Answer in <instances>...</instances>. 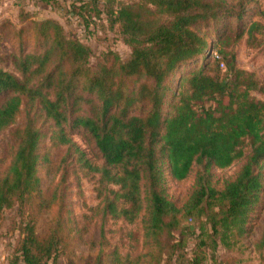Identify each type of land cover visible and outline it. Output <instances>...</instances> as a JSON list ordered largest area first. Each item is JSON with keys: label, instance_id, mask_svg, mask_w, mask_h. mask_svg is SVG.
I'll use <instances>...</instances> for the list:
<instances>
[{"label": "trees", "instance_id": "trees-1", "mask_svg": "<svg viewBox=\"0 0 264 264\" xmlns=\"http://www.w3.org/2000/svg\"><path fill=\"white\" fill-rule=\"evenodd\" d=\"M252 2L240 0L238 10L227 0H138L108 7L106 16L108 0L62 5L86 33L101 22L118 25L129 45L125 58L114 53L111 63L94 66L90 45L68 35L60 21L45 17L37 23V48L14 55L16 71L0 66V98L8 97L0 106V133L25 111L13 133L11 162L0 176V214L17 203L34 202L36 210L54 204L40 176L51 162L50 140L65 148L64 164L98 174L107 215L134 223L144 213L148 243L163 249L168 264L201 262L182 251L190 242L186 237L202 229L185 221L206 217L215 248L248 240L264 206V101L253 94L264 87L238 65L233 47L244 38L260 41L263 24L245 20L258 14L247 9ZM207 31H215V38ZM178 73V88L171 90ZM75 133L93 147L95 158ZM243 158L235 178L223 187L213 185V168ZM195 167L193 191L179 206L168 195L167 179L183 181ZM22 229L10 264H48L57 259L54 252L65 251V235L50 231L40 239L31 221ZM262 247L264 231L255 248ZM122 259L115 248L97 262ZM126 261L132 264L129 257Z\"/></svg>", "mask_w": 264, "mask_h": 264}, {"label": "rangeland", "instance_id": "rangeland-1", "mask_svg": "<svg viewBox=\"0 0 264 264\" xmlns=\"http://www.w3.org/2000/svg\"><path fill=\"white\" fill-rule=\"evenodd\" d=\"M131 1L138 0H108L110 3L103 7L102 14L106 16L108 7ZM227 1L239 10L240 0ZM25 3L31 7H19L15 1L8 3V6L0 3V66L4 68L16 71L13 63L14 55L21 53L23 49L32 51L37 48V23L45 17L56 18L63 24L68 35L73 34L90 45L92 48L90 62L93 66L106 61L111 63L114 53L122 58L129 54V45L120 36L118 25L111 27L101 22L100 25L91 27L92 32L86 33L80 27L77 17L70 18L66 9L75 4V0H59L58 3L28 0V3L27 1ZM62 5L66 6V9H62ZM247 9L257 11L258 14L245 20H258L264 26V0H253L247 5ZM231 21L233 25L237 24L236 18H232ZM207 33L209 39L215 38V31L214 33L207 31ZM257 36L260 41L251 44L244 38L233 47V50L238 65L253 72L264 87V28L257 33ZM203 61L201 59L200 64ZM187 68V66L183 68V71H187ZM180 75L181 73H178L170 80L171 90L178 88ZM253 94L264 101V91L254 90ZM7 98V96L0 98V106ZM24 121L23 109L17 124L0 133V176L7 170L17 146L13 135L15 128ZM74 138L83 145L89 155L92 157L95 155L93 147L85 141L82 134L75 133ZM46 147L50 152L51 162L40 171V176L43 191L46 197L54 200V204L48 209L36 210L34 202L29 201L25 204L17 203L1 212L0 264H10L11 258L13 259L21 247L24 236L22 228L29 221L35 225L36 236L40 239L48 237L50 231L58 232L60 236L65 235L66 240L63 244L65 251L54 252L57 259L50 258L48 264H98L99 255L111 254L115 248L123 258L118 264H128L126 257L131 259L132 264L150 262L168 264L163 249L148 243L147 239L150 238H147L142 219L144 213L134 223L107 215L97 188L98 174L88 173L75 163L64 164L62 159L66 154L65 148L51 146L50 140H47ZM245 161L246 159L243 158L225 169L213 168L211 170L213 185L223 187L226 180L236 177ZM198 169L195 167L183 181L167 179L168 195L177 205L182 206L189 198L196 183ZM206 219L203 217L198 221H185V225L194 226L195 229L202 227L186 237L190 242L182 251L185 250L187 257H200V264H264V247L261 250L255 248L264 231V206L255 217L251 237L248 240H241L232 247H226L221 242L216 248L213 247L209 223ZM164 237H167L166 233ZM202 240L205 244L201 243ZM178 252L180 250L177 254ZM104 264L115 263L107 260Z\"/></svg>", "mask_w": 264, "mask_h": 264}, {"label": "crops", "instance_id": "crops-1", "mask_svg": "<svg viewBox=\"0 0 264 264\" xmlns=\"http://www.w3.org/2000/svg\"><path fill=\"white\" fill-rule=\"evenodd\" d=\"M12 1L13 2L15 1L19 5V7H28V8L31 7V5H28V4L26 5V3H25L26 1L28 3V0H0V3L8 6V3L12 2Z\"/></svg>", "mask_w": 264, "mask_h": 264}]
</instances>
